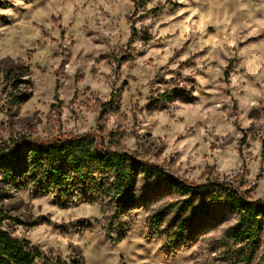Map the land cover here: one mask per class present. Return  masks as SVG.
I'll list each match as a JSON object with an SVG mask.
<instances>
[{
  "label": "rangeland",
  "instance_id": "1",
  "mask_svg": "<svg viewBox=\"0 0 264 264\" xmlns=\"http://www.w3.org/2000/svg\"><path fill=\"white\" fill-rule=\"evenodd\" d=\"M8 3L0 8V146L96 134L187 184L218 181L264 201V0ZM12 75L26 102L15 100ZM172 89L187 96L155 100ZM179 199L151 194L123 213L110 193L61 206L59 196H37L0 176V209L12 217L1 228L48 258L264 264V227L247 258L226 235L239 219L227 210L162 251L166 229L151 232L147 220Z\"/></svg>",
  "mask_w": 264,
  "mask_h": 264
},
{
  "label": "trees",
  "instance_id": "2",
  "mask_svg": "<svg viewBox=\"0 0 264 264\" xmlns=\"http://www.w3.org/2000/svg\"><path fill=\"white\" fill-rule=\"evenodd\" d=\"M8 6V0H0V8ZM12 77L15 100L26 102L30 95L19 88V78ZM186 96V92L172 89L158 94L155 100L166 103ZM0 176L7 184L30 187L37 196H59L65 199L60 201L61 206L75 201L89 202L97 194L110 193L117 202V213L145 202L147 195L174 193L180 199L161 207L147 220L149 230L156 234L165 227L161 247L165 252L177 249L197 234L211 213L227 210L238 215L237 223L227 229L226 235L241 245L240 252L245 253V248L249 250L247 258L264 227L263 200L250 199L233 186L218 181L187 184L154 163L111 149L91 133L47 141L23 138L4 142L0 146ZM141 180H146L144 193L137 197ZM169 214L172 217L166 220ZM10 219L12 217L0 209V264H84L77 255L68 259L46 257L28 239H20L1 228L3 222ZM18 224L35 226L37 223L18 221ZM123 236L121 233L118 238Z\"/></svg>",
  "mask_w": 264,
  "mask_h": 264
}]
</instances>
